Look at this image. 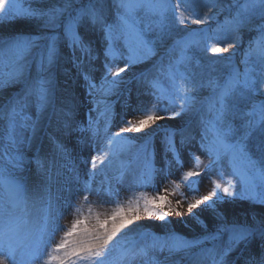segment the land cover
I'll list each match as a JSON object with an SVG mask.
<instances>
[{
	"label": "snow or ice",
	"instance_id": "1",
	"mask_svg": "<svg viewBox=\"0 0 264 264\" xmlns=\"http://www.w3.org/2000/svg\"><path fill=\"white\" fill-rule=\"evenodd\" d=\"M44 3L48 6H39ZM199 6L194 0H0V28L20 21L34 22V30L28 33L0 32V92L19 86V91L0 104V121L5 122L0 131L5 132L2 138L8 141L0 154V264H157L152 257L157 251L171 254L205 242L213 243L212 248L201 252L211 259V264H228L227 258L237 250V259L243 264H264V221L253 216L251 225L230 223L219 209L226 201L237 199L264 205V0H244L223 22L217 20L224 10L222 0H203L207 9L203 17L196 10ZM255 18L259 19L255 25L258 35L250 39L243 53L241 70L231 60V54L239 47L241 30L251 26ZM209 20L217 21L215 28L208 25ZM189 22L204 27H185L180 29L183 35L176 33L180 38L169 48L166 66L161 61L152 69L132 71L153 60L157 41L173 35L177 25ZM224 32L234 35L224 37ZM88 33L98 36V41L86 39ZM225 39L233 42L224 43ZM62 44L71 53L72 67L83 80L92 105L86 121L77 120L76 104L67 100L57 104L52 70L63 59ZM199 49L213 56L232 50L226 58L231 69L228 76L222 81L207 82L212 89L207 116L197 107L200 102L194 95L204 86L192 71L199 64L195 55ZM161 78L167 87L161 86ZM133 83L138 94L142 89L149 103L138 104L132 108L131 118L123 120L131 108ZM111 97L122 101L121 122L126 125L114 133L110 131L116 117ZM33 107L35 118L29 114ZM93 112L97 113L95 117ZM197 114L201 129L197 143L208 163L201 167V156L189 151L192 166L183 170L181 177L192 198L185 197L186 210L182 212L181 200L173 205L160 194L167 189L157 188L156 180L167 181L173 168H183L182 150L195 141L190 130L191 117ZM178 118L179 124L167 123ZM42 127L53 128L47 134V147L39 141ZM74 133L81 134L78 147L87 145L93 149L86 178H81L67 147ZM113 160H120L116 174L106 185L93 187L98 162L103 167ZM33 169L34 175L49 182L54 172L56 176H62L64 171L72 174L65 180L68 195L62 203L61 198L54 202L46 187V196L29 195L26 172ZM205 175L211 189L207 195H199ZM128 176L129 188L151 187L157 194L141 193L119 202L118 186ZM221 180L225 182L223 186ZM80 192L85 202L91 194L101 206L114 207L101 215L89 205V214L73 219L62 238L48 248V239L61 227L58 220L62 210L72 207V197ZM37 203L38 217L33 218L31 208ZM205 210L213 217L212 230L201 219L200 213ZM171 215L180 217L181 223L185 216L195 220L205 234L193 239L177 234L170 227ZM140 221H159L164 234H156ZM46 249L48 254L42 261Z\"/></svg>",
	"mask_w": 264,
	"mask_h": 264
},
{
	"label": "bare ground",
	"instance_id": "2",
	"mask_svg": "<svg viewBox=\"0 0 264 264\" xmlns=\"http://www.w3.org/2000/svg\"><path fill=\"white\" fill-rule=\"evenodd\" d=\"M80 32L82 35H85L83 29H80ZM85 38L86 39H92L94 42L98 41V39H99V37L93 33H88L85 36ZM171 46L172 45H170V47ZM240 49H242V48L240 47L233 54L234 58H235V63H238L241 59L240 58V56H241V50ZM63 52H65V53L62 56L63 57V59H62L63 68L61 70V74H62V77L66 76L67 80L64 83L59 81V85H61L62 87L65 86L67 89L65 90V93H63L61 98L64 97L63 98L64 100H67V101H70L71 103L76 104L77 105V113H78L77 120H85L86 121L88 110L92 107V105L89 103V98L86 96L84 88L82 86L83 80L78 77L76 69L72 67V64L70 61V55H71L70 51L67 48H65V50ZM77 55H79V53H77ZM102 59H103V57H101V60ZM156 59H157V56H155L152 61H149V62L135 66L132 69V71L139 73L142 70L152 69L153 64L156 62L155 61ZM95 66L97 68H99V66H100L99 62H96ZM117 66H122V64H118ZM95 75L97 76V79H98L99 74L96 73ZM129 75H131V73H129ZM62 77L59 76V77H57V79L62 78ZM131 89H132L131 108L128 109L127 114L123 115V120H127V119L131 118L132 108H135L138 104L149 103V98L142 94V89H140V93L138 94V88H137V85L135 83H133L131 85ZM111 99L113 101H115L114 109H115L116 117H115L113 124L110 126V131L114 133L116 131H119L120 128L125 127L126 125L123 122H121V114L124 112V110L121 107L122 101H117L116 97H111ZM197 107L200 108V106H197ZM92 115H93V117H95L97 115V113L93 112ZM183 119L187 120V119H189V117H184ZM191 120H192V128L190 131H191V135L195 136V141L192 142V144L189 146V148L182 150V156L185 159V164H184L183 168L182 169L173 168V174L167 178V181H165L162 178H157V180H156V187L157 188H160V189L166 188L167 189L166 192H161L160 194L166 195L168 197V199L173 203V205H175L176 200H181L183 207H181L179 210L182 212H184L186 210L187 199L192 198V194L189 193L187 191V189L185 188L186 182L183 181V179L181 177L182 171L187 170L189 167L192 166L189 163V161L191 159V157L188 154L189 151L192 153H195L196 155L201 156V160H202L201 167H203V164L208 163L207 157L199 151V146L197 143L199 141L200 133H201L200 126L197 123V121L199 120V114H197L196 117H195V115L192 116ZM180 122H181V119L178 118L176 121H168L167 123L179 124ZM100 126H101V128H103L102 121H101ZM41 134H42V131L39 133V140L41 138L40 137ZM126 135L135 136L138 134L128 133ZM80 137H81V134L74 133L71 136V138L68 139V143L70 146V148L68 146V149H69L70 153L73 155V157H72L73 164L78 168L80 175H81V178H84V176H83V174H85L84 173L85 172L84 166L85 165L86 166L89 165V167L91 166L90 157L93 154V151H92V148H90L87 145H81L79 147L77 146V139ZM178 141H179V137H177V142ZM156 143H157V149H158L157 166L159 167L160 166L159 137L157 138ZM71 150H73V152L75 154ZM83 158H85V160L87 159L88 163H85V161H82V160H84ZM126 158L127 157H123L122 159H126ZM119 164H120V160H113L111 165L105 164L103 167H100L99 162H98V168H97L96 173L98 174V172L100 170L101 174L99 176H97V178L94 180L95 184L98 186H101L102 184L106 185L105 183H107L109 178L112 177L111 175L109 177L106 176L107 170L117 168V167H119ZM225 171L227 172V169H225ZM114 173L116 174V171ZM33 176L35 179L37 178V177H35L36 175H33ZM130 180H131V176H128V177H126L124 184L118 186L120 188V196L118 198L119 202L124 203L130 197L131 198L139 197L141 193H145L148 196H152L153 193H151V191H148V189L129 188L128 184H129ZM173 181H175V184L173 183ZM222 183H223V180H221V184ZM176 184H179L180 186L176 187L175 186ZM72 187H75V185L73 184ZM151 189L153 190V192H155V194H157L155 189H153V188H151ZM210 189H211V184L209 183V177L207 175H205L201 179L200 188H199V195H207V193ZM182 193L184 195H182ZM83 196H84V193H82V192L77 193L75 196H73L74 205L79 210H81L82 213H86L87 215L89 214V205H91V209L93 212L100 213L101 215H103L107 212H110L112 210V208L114 207V204H105V205L101 206L98 202H96L97 198L91 194L88 196V201L85 202L83 199ZM185 197H187V199ZM240 208L241 207H240V204L238 202H236L234 204H222L219 206L220 211H222L224 213L226 219L230 223L235 221V222H238L240 224L248 223L251 225L253 223V216L249 217V216L243 215L242 214L243 210ZM240 213L243 216L240 215ZM200 215H201L202 221L204 223H206V225H208V229L212 230V228H213V217H212L211 213L209 211L205 210L204 212L200 213ZM261 218L262 219H259V217L258 218L256 217L257 220H260V221L264 220V216L263 217L261 216ZM183 219L185 221L184 222L185 226L190 227L188 230L193 231V228H194L193 223L196 221L187 217V216H185ZM191 220H193V221H191ZM189 223H192V226ZM200 230H204V229L202 227H200V229H199L198 227L195 226L196 232H198ZM176 232L179 233V235H180L179 230H176ZM199 236H196V237H199ZM186 238L190 239V237H186ZM223 240L226 241L227 236H225L223 238ZM217 243H220V242H217ZM212 247H213V243L206 242L201 247H198V248L194 247V248L187 250V251H178V252H173V253L169 254V252L167 250H164L162 252V255H161L162 259H164V260L162 261L163 263H160V264H176V263H179V264H211V259L202 256L201 252H202V249H207V248H212ZM157 253L158 252H155V253H153V255H155ZM238 255H239V250H237L236 252H233L227 258L228 264H232L233 261H235V264H243L242 260L237 259Z\"/></svg>",
	"mask_w": 264,
	"mask_h": 264
},
{
	"label": "rangeland",
	"instance_id": "3",
	"mask_svg": "<svg viewBox=\"0 0 264 264\" xmlns=\"http://www.w3.org/2000/svg\"><path fill=\"white\" fill-rule=\"evenodd\" d=\"M82 2L87 3L88 0H82ZM173 3L176 2V0H172ZM194 2L200 4L201 6H199L196 10L199 13L200 17H203L205 12L207 11V9L205 7H203V0H194ZM244 0H222V5H223V11H221L219 13V15L217 16V20L220 22H223L224 19L226 17L229 16V12L232 11L234 12L235 7L237 4L239 3H243ZM25 6H27V4H25ZM33 6H37V5H33ZM39 6L42 7H47L48 5L46 3L41 4ZM76 6H79V4H77ZM215 9H214V13H215ZM139 15H143V13H139ZM212 15V14H209ZM216 20H209L207 21L208 25L211 28H215L216 27ZM259 23V19L255 18L253 20V23L251 26L246 27L244 29L241 30L240 32V43H239V47L235 50V52L241 47V56H240V61L238 63H235V58L234 55L231 54L232 50H230L229 53H221L219 54V56H213L211 53L207 52L206 50L203 49H199L196 51L195 55H196V59L199 61L198 65H195L192 69V71L197 73L196 76V81L200 82L201 80L203 81L204 86L200 87L198 90H196L194 92V95L197 99V101H199L200 103L197 104V106H200V109L202 111L205 112V115H210L207 114L206 112V108H207V99L211 97L212 95V89L210 87L207 86V82L210 79H217L222 81L223 79H225L229 72H230V66L228 63V59L230 57L231 54V60L235 63V65L237 67H239L241 70L243 69V64H241V60L243 59V53L244 51L248 48L249 46V41L250 39H253L255 37H257L258 33L256 31L255 25ZM196 28V29H200L203 28L204 25H193L190 22L187 25H177L176 28L173 29V35L171 36H165L163 38V40L161 41H157L156 42V46H155V51L157 53V59L154 61L156 64H159L161 61H163L164 65L166 66L168 61H169V48L170 45H172V43H174L175 39L180 38V35H183L184 33L180 32V29L182 28ZM34 30V22H25V21H20L18 23H16L13 26H8L5 25L2 28H0V32L7 34L9 32H13V31H21V32H31ZM176 33H180V35H177ZM224 37H228L231 35H234V33H230V32H224L222 34ZM224 43H228V42H233L230 39H225L223 40ZM65 48H67L66 46H64L63 44L60 46V52L61 55L63 56L65 52H63L65 50ZM68 49V48H67ZM69 50V49H68ZM234 52V53H235ZM176 56H178V53L175 54ZM221 58H225V59H221ZM63 68V61L61 60L54 68H53V73L55 75V81H56V97H57V104H60V101L64 100L61 96L63 95V93H65V90L67 89L65 86L62 87L61 85H59V81L64 83L67 78L66 76L62 77L61 74V70ZM61 76L62 78H58ZM161 85L163 87H167L168 84L166 82V80L164 78H161ZM19 91V86L16 87H12V88H5L3 89L2 92H0V104H3V100L6 97H9V95L13 92ZM264 98V97H261ZM2 102V103H1ZM203 104V105H202ZM29 114L33 116V118H35V108H31L29 110ZM95 115V114H94ZM196 117V115H195ZM4 121H0V128H2L4 126ZM44 125L47 126L48 125V120L45 119L44 120ZM6 131V130H5ZM42 134L40 135V142H42L46 147L48 146V141H47V134L53 132V128L52 127H42L41 129ZM40 131V132H41ZM5 132L0 131V154H3V150L4 148L7 146L8 141L4 137ZM69 146L68 140H67V147ZM70 148V146H69ZM73 152V150H71ZM93 151V149H92ZM74 153V152H73ZM75 154V153H74ZM71 159L73 157V155L70 153ZM85 161V158H83ZM207 164V163H206ZM91 167V166H90ZM89 165H85V172L89 171L90 169ZM118 168V167H117ZM117 168H113L111 170H107V174L106 176H113L116 171ZM34 169L32 171H27L26 172V178L28 180V185H29V195L30 196H34V197H40V196H46V193L44 191L45 187L48 189V192L51 193V196L54 199V202L56 201V198H61L60 202L62 203V198L66 197L68 195L67 193V187L69 185L65 184V180L66 178L70 177L72 174L68 173L67 171H64V174L62 176H56L55 172L53 173V176L51 178V181H47L45 178L43 177H37L36 179L34 178ZM14 175L18 174V173H13ZM101 174V171L99 170L98 174L96 173L93 177V187H97L98 185L95 184L94 180L97 178V176H99ZM84 178L85 174H83ZM223 183H225L223 181ZM222 183V186H223ZM107 184V183H105ZM72 186V185H71ZM186 188V187H185ZM143 189H148V191H151L152 196L156 195L155 192H153V190L151 189V187H145ZM238 202L240 204V209L243 210V215L252 217H259V219H262L261 216H264V205L261 204H256V203H252L246 200H233V201H226L224 204H234ZM222 205V204H221ZM31 207V205H30ZM40 205L37 203L35 205V207L31 208L32 211V216L33 218H37L38 217V209H39ZM223 207V206H222ZM63 214L59 217L58 220V224L61 226L57 231H55L54 234L51 235V237L48 239L47 241V247L51 248L52 245L56 242L59 241V239L62 238V233L63 231L67 230L70 226H71V221L75 218H78L81 214H83L84 216H87L86 213H82L81 210H79L75 205H74V199L72 197V207L69 208H64L63 210ZM240 213V215H242ZM263 214V215H262ZM242 215V216H243ZM169 219L172 221L170 227L173 228L176 232V230L180 231V235L184 236V237H190V239H193L196 236H203L205 234L204 230H200L198 232L195 231V226L198 227L200 229L201 225L194 222V228L193 231H189L188 229L190 227L185 226L184 223L180 222V218L175 216V215H171L169 217ZM202 219V218H201ZM193 221V220H191ZM264 221V220H262ZM140 224L144 225L146 228L152 230L153 232H155L158 235H163V229L161 227H159V221H140ZM204 223V222H203ZM184 224V225H183ZM192 226V223H189ZM206 224V223H204ZM210 230V229H209ZM177 233V232H176ZM179 234V233H177ZM206 243V242H205ZM204 243V244H205ZM203 244V245H204ZM203 245H200L198 247H201ZM197 247V248H198ZM158 253L153 255L152 257L154 258V260L157 262V264L163 263L162 261L164 259H162L161 255L163 251H157ZM48 252L47 249L45 250V254L44 256L41 258V260L43 261L46 256H47ZM56 254V253H53ZM179 264V263H176Z\"/></svg>",
	"mask_w": 264,
	"mask_h": 264
},
{
	"label": "trees",
	"instance_id": "4",
	"mask_svg": "<svg viewBox=\"0 0 264 264\" xmlns=\"http://www.w3.org/2000/svg\"><path fill=\"white\" fill-rule=\"evenodd\" d=\"M238 123V122H237Z\"/></svg>",
	"mask_w": 264,
	"mask_h": 264
}]
</instances>
